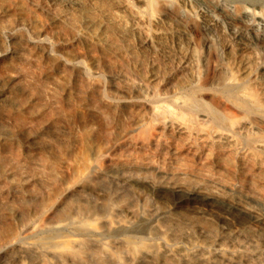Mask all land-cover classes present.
Listing matches in <instances>:
<instances>
[{
    "label": "rangeland",
    "instance_id": "obj_1",
    "mask_svg": "<svg viewBox=\"0 0 264 264\" xmlns=\"http://www.w3.org/2000/svg\"><path fill=\"white\" fill-rule=\"evenodd\" d=\"M263 24L264 0H0V264H264Z\"/></svg>",
    "mask_w": 264,
    "mask_h": 264
},
{
    "label": "bare ground",
    "instance_id": "obj_2",
    "mask_svg": "<svg viewBox=\"0 0 264 264\" xmlns=\"http://www.w3.org/2000/svg\"><path fill=\"white\" fill-rule=\"evenodd\" d=\"M139 1V0H137ZM227 3V2H226ZM228 10V9H227ZM248 10L245 9L243 10L244 13H246ZM252 11V10H251ZM231 12V11H230ZM229 12V13H230ZM228 13V12H227ZM242 13V14H244ZM228 15V14H227ZM245 16V15H244ZM246 17V16H245ZM241 18V17H240ZM236 19V18H235ZM242 19V18H241ZM235 21V20H234ZM262 24V23H261ZM264 26V24L262 25ZM256 27V26H255ZM260 27V25H259ZM264 28V27H262ZM255 30V29H254ZM264 31V30H263ZM262 35V37H261ZM260 37L261 39L264 41V32H262L260 34ZM259 39V38H258ZM93 172V171H92ZM94 174V173H93ZM155 181V180H154ZM159 186V185H158ZM154 188V187H153ZM147 209V208H145ZM145 209L143 210V212L145 213ZM83 211V210H82ZM95 215L96 213H90V214H87V215ZM85 215V214H84ZM146 215V214H144ZM143 216V215H142ZM148 219V218H147ZM110 220V219H109ZM143 220V219H142ZM108 221V219H107ZM109 223H111L109 221ZM121 223V222H120ZM62 224V223H60ZM64 224V223H63ZM87 219L85 218V216H82V217H74V216H71L68 218V225H71V226H76L78 227L79 225V228H82L83 227V230L85 229L84 227H87ZM90 224V223H89ZM59 226V225H58ZM89 227V226H88ZM59 227H57L56 230H61L59 229ZM90 229V228H89ZM87 229V230H89ZM95 229V228H93ZM45 230V229H44ZM86 230V229H85ZM91 230V229H90ZM96 230V229H95ZM98 232V231H97ZM50 233V232H49ZM57 233H60V232H56ZM95 232H93V235H94ZM51 234V233H50ZM54 235V233H53ZM49 240H46V242H48V250H50L53 254L56 252L57 248L58 247H61L62 245L64 246V242L63 240H60L58 238V236L55 235V237H53ZM100 235V234H99ZM46 236V235H45ZM60 237V236H59ZM50 238V237H49ZM47 239V237H46ZM64 239V238H63ZM45 240V239H44ZM43 240V241H44ZM42 241V240H41ZM42 243V242H40ZM108 243V242H107ZM82 244V242L78 243V246H80ZM84 245V244H83ZM99 246V250L97 253L94 254V259L96 260L97 263L99 264H126L124 261H123V255L124 254H131L133 252V249L131 248V246H129L128 244H120L118 245V247H116L115 249H112L110 248L109 246H107L105 243H99L98 244ZM142 246V245H141ZM46 247V246H45ZM67 247V246H66ZM65 247V248H66ZM69 247V246H68ZM72 248V247H71ZM61 249H64L61 247ZM216 251V250H215ZM217 252V251H216ZM92 253V252H91ZM93 254V253H92ZM139 255V253H138ZM74 260V259H73ZM135 262V261H134ZM82 263V262H81Z\"/></svg>",
    "mask_w": 264,
    "mask_h": 264
}]
</instances>
